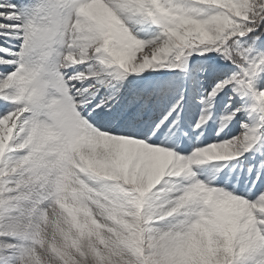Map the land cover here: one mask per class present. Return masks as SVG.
Segmentation results:
<instances>
[{"label": "snow or ice", "instance_id": "6c2138e0", "mask_svg": "<svg viewBox=\"0 0 264 264\" xmlns=\"http://www.w3.org/2000/svg\"><path fill=\"white\" fill-rule=\"evenodd\" d=\"M0 264H264V0H0Z\"/></svg>", "mask_w": 264, "mask_h": 264}]
</instances>
